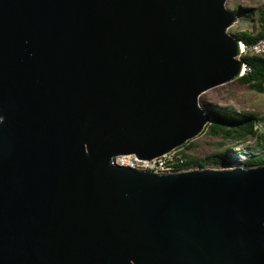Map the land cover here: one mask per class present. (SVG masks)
<instances>
[{"label":"water","instance_id":"water-1","mask_svg":"<svg viewBox=\"0 0 264 264\" xmlns=\"http://www.w3.org/2000/svg\"><path fill=\"white\" fill-rule=\"evenodd\" d=\"M228 0H0V264H264V164L159 174L242 75Z\"/></svg>","mask_w":264,"mask_h":264},{"label":"trees","instance_id":"trees-1","mask_svg":"<svg viewBox=\"0 0 264 264\" xmlns=\"http://www.w3.org/2000/svg\"><path fill=\"white\" fill-rule=\"evenodd\" d=\"M233 9L237 10L235 6H233ZM241 13L246 17H253L257 14V30L234 32L247 46H250L264 37V4L257 9H241ZM243 59L251 70H247L245 74L234 81H238L252 90L264 92V56L250 54L244 55ZM206 109L213 118L212 122L206 127H209L211 135L222 138L218 142L219 147L226 148L234 153L238 152L237 148L242 144H245V149L251 150L248 151L249 153H252L254 149L264 150V112L260 113L251 109L238 111L230 105L218 109ZM251 140L254 141L253 146L249 143ZM195 145L193 140L184 144L186 150ZM218 161L220 159H214L215 163H218ZM208 162L209 159L206 157L201 158L184 152L183 158L177 159L176 165L179 168H189L192 165L207 167ZM246 162L252 165H262L264 164V154H251Z\"/></svg>","mask_w":264,"mask_h":264},{"label":"rangeland","instance_id":"rangeland-1","mask_svg":"<svg viewBox=\"0 0 264 264\" xmlns=\"http://www.w3.org/2000/svg\"><path fill=\"white\" fill-rule=\"evenodd\" d=\"M227 4L240 16L239 20L230 27L229 32L234 33L244 30H257V14L253 17H246L241 13V9H257L264 4V0H228ZM233 6H235L237 10L233 9ZM200 98L202 105L208 109H218L230 105L238 111L251 109L260 113L264 112V92L252 90L238 81H230L213 87L204 92ZM205 130L204 133L192 139L196 145L187 151L194 156L201 158L206 157L209 159V168L228 167L232 164L234 156L239 154H244L247 158L251 154H264L263 149H254L252 153H249L248 151L251 150L245 149V144L238 146V152L235 153L226 148H221L219 147L218 142L222 138L211 135L209 127H206ZM249 143L251 146L254 145L253 140L249 141ZM214 159H220V161L215 163Z\"/></svg>","mask_w":264,"mask_h":264},{"label":"built area","instance_id":"built-area-1","mask_svg":"<svg viewBox=\"0 0 264 264\" xmlns=\"http://www.w3.org/2000/svg\"><path fill=\"white\" fill-rule=\"evenodd\" d=\"M250 54L264 56V37L250 46H247L244 42L242 43L239 57L243 58L244 55H250ZM247 70H251V68L247 66V63L245 62L242 75L245 74ZM200 100L201 98H199V104L203 106ZM205 128L202 130L200 134L206 131ZM184 144L151 160L139 159L137 154H123V155L121 154V155L116 156V162L120 165L130 166V167H133L139 170H148V171H152L154 173H159V174H172V173H179L185 170H194L198 168H208L209 167V166L201 167L198 165H192L189 168L177 167L176 165L177 159L183 158V153L188 152Z\"/></svg>","mask_w":264,"mask_h":264},{"label":"bare ground","instance_id":"bare-ground-1","mask_svg":"<svg viewBox=\"0 0 264 264\" xmlns=\"http://www.w3.org/2000/svg\"><path fill=\"white\" fill-rule=\"evenodd\" d=\"M234 159L239 160V161H245L247 157L244 154H239V155L234 156Z\"/></svg>","mask_w":264,"mask_h":264}]
</instances>
